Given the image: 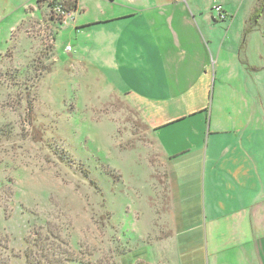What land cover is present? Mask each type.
Masks as SVG:
<instances>
[{"label":"rangeland","instance_id":"obj_1","mask_svg":"<svg viewBox=\"0 0 264 264\" xmlns=\"http://www.w3.org/2000/svg\"><path fill=\"white\" fill-rule=\"evenodd\" d=\"M39 1L0 0V254L8 264H25L33 234L51 231L87 264H131L147 253L153 264H174L175 248L159 244L168 229L166 161L121 94L129 87L106 78L111 62L99 41L79 45L78 13L61 27L53 0ZM142 1L139 12L167 36L188 28L182 10L204 33L205 3L223 35L234 15L237 29L264 0ZM92 7L83 16L95 13ZM263 15L242 30H264ZM234 143L224 134L217 153ZM251 157L258 158L253 151ZM222 184L207 188L208 209L241 205L227 189L222 193ZM122 243L127 253L119 257Z\"/></svg>","mask_w":264,"mask_h":264},{"label":"crops","instance_id":"obj_2","mask_svg":"<svg viewBox=\"0 0 264 264\" xmlns=\"http://www.w3.org/2000/svg\"><path fill=\"white\" fill-rule=\"evenodd\" d=\"M88 2L78 0L72 11L80 15L77 41L103 45L111 62L106 78L129 87L121 94L166 161L168 229L160 246L175 248L174 264H264V30H242L251 15L233 29L234 15L220 35L214 24L221 21L204 3V33L182 10L188 28L163 36L158 21L139 12L142 0ZM93 5L95 13L83 16ZM95 26L106 27L94 32ZM224 134L235 143L218 154ZM218 181L240 206L207 208V188ZM144 259L157 261L148 253Z\"/></svg>","mask_w":264,"mask_h":264},{"label":"trees","instance_id":"obj_3","mask_svg":"<svg viewBox=\"0 0 264 264\" xmlns=\"http://www.w3.org/2000/svg\"><path fill=\"white\" fill-rule=\"evenodd\" d=\"M39 1V0H38ZM40 2V1H39ZM61 4L66 11H73L78 8V0H53L50 5L54 7ZM54 9V8H53ZM264 11V1L262 4L256 8L255 14L253 16L254 24L258 22L260 16H262ZM256 22V23H255ZM60 23V22H59ZM61 25V24H60ZM252 28L246 30L248 32ZM72 51V50H71ZM22 213V208H19ZM45 234V235H43ZM53 238L55 240H53ZM2 238L0 237V250L4 245H2ZM47 242V243H45ZM122 248L119 249V257L126 255L127 250L124 248L122 243ZM120 247V246H119ZM127 247V246H125ZM25 264H87L83 257H80L69 244V241L62 239L60 234H54L51 231L48 233H37L33 234L28 245L23 254ZM0 264H8L2 254H0ZM131 264H153L144 258L137 260L136 262H131Z\"/></svg>","mask_w":264,"mask_h":264},{"label":"built area","instance_id":"obj_4","mask_svg":"<svg viewBox=\"0 0 264 264\" xmlns=\"http://www.w3.org/2000/svg\"><path fill=\"white\" fill-rule=\"evenodd\" d=\"M53 10L57 15L60 16V19H59L60 24L67 25L69 23V18L72 15V11H70V12L66 11L61 4L56 5ZM219 10H220V8H219ZM66 50L70 52L72 50V46L67 45Z\"/></svg>","mask_w":264,"mask_h":264},{"label":"clouds","instance_id":"obj_5","mask_svg":"<svg viewBox=\"0 0 264 264\" xmlns=\"http://www.w3.org/2000/svg\"><path fill=\"white\" fill-rule=\"evenodd\" d=\"M71 52V51H70Z\"/></svg>","mask_w":264,"mask_h":264}]
</instances>
